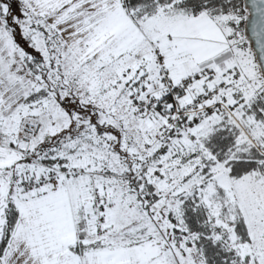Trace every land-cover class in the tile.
Instances as JSON below:
<instances>
[{
	"label": "snow or ice",
	"instance_id": "obj_1",
	"mask_svg": "<svg viewBox=\"0 0 264 264\" xmlns=\"http://www.w3.org/2000/svg\"><path fill=\"white\" fill-rule=\"evenodd\" d=\"M0 264H264V0H0Z\"/></svg>",
	"mask_w": 264,
	"mask_h": 264
}]
</instances>
